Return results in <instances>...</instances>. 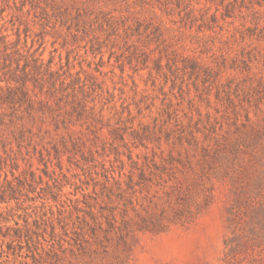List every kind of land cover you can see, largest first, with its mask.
Segmentation results:
<instances>
[{"label":"rangeland","instance_id":"1","mask_svg":"<svg viewBox=\"0 0 264 264\" xmlns=\"http://www.w3.org/2000/svg\"><path fill=\"white\" fill-rule=\"evenodd\" d=\"M37 2L0 0L44 61L0 103V264H264V0Z\"/></svg>","mask_w":264,"mask_h":264},{"label":"trees","instance_id":"2","mask_svg":"<svg viewBox=\"0 0 264 264\" xmlns=\"http://www.w3.org/2000/svg\"><path fill=\"white\" fill-rule=\"evenodd\" d=\"M41 2L42 0H38L37 5ZM15 36L16 39L13 40L11 35L7 33V29H4V26H0V83H5L6 85L5 87L0 85V103L17 104L29 100L31 74L37 67L44 65V61L41 58H36L30 52L28 54L23 52V47H20V30L16 31ZM25 43L27 44V40ZM31 63L34 64L32 65ZM2 172L3 167L0 166V179L2 178ZM4 177L5 183L10 185L12 189L6 172ZM5 198L6 188L0 184V202H4Z\"/></svg>","mask_w":264,"mask_h":264}]
</instances>
